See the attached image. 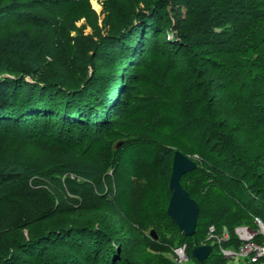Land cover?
Here are the masks:
<instances>
[{
  "label": "trees",
  "instance_id": "16d2710c",
  "mask_svg": "<svg viewBox=\"0 0 264 264\" xmlns=\"http://www.w3.org/2000/svg\"><path fill=\"white\" fill-rule=\"evenodd\" d=\"M62 2L73 9L79 0H40V5L57 13ZM68 13L64 9L61 19L73 20ZM12 14L20 19V12ZM116 17L118 26L96 48H106L100 53L113 49L127 62L126 70L133 69L129 85L134 92L125 109L122 70L107 71L103 84L81 78L70 86L52 70L20 60L12 63L16 77H0V131L25 133L49 158L37 172L23 156L12 160L0 154L1 264H66L73 260L68 250L48 252L39 246L59 237L77 258L84 257L78 264H137L121 254L114 257L118 228L114 215H106L102 207L134 223L151 218L153 192L144 182L143 168L153 173L156 152H161L159 163L176 149L196 162L180 177L199 206L195 231L188 236L180 231L182 238L168 247L184 240L189 259L224 264L219 247L240 245L234 227L257 228L255 216L264 223V0H154ZM179 68L189 73L192 84L173 100L180 89ZM82 91L93 98L89 105L74 98ZM219 91L227 98L218 96ZM140 104L156 110L139 113ZM171 112L185 116L177 118L181 124L176 121V128L170 124ZM239 133L246 136L239 138ZM98 139L104 146L93 149L92 140ZM80 168L93 182L78 180ZM209 225L217 236L226 228L228 238L213 240L210 254L199 262L189 251L200 243L192 241L193 235L203 226L206 236ZM23 229L30 235L25 240ZM11 235L17 242L8 241Z\"/></svg>",
  "mask_w": 264,
  "mask_h": 264
},
{
  "label": "rangeland",
  "instance_id": "374dc122",
  "mask_svg": "<svg viewBox=\"0 0 264 264\" xmlns=\"http://www.w3.org/2000/svg\"><path fill=\"white\" fill-rule=\"evenodd\" d=\"M96 1L99 4L98 8L92 5L91 0H79V3H77L73 9L71 6H66L67 2H62L57 5V9H59L57 10V13H53L51 11L53 13L52 14L50 11L48 12L47 9H44L45 7L42 8L40 5V0H15L14 3H12V0H0V77H16L14 75L15 70L13 69L12 63L14 61L20 60H32L33 62L37 63V66L52 70V72L56 73L58 77H61L63 80H65L63 82L65 85L72 84L70 86H74L73 84L75 83V80H79L81 78V80L89 78H92L91 80H100L101 83L99 84H103L104 79H102V77L107 80L106 76H104L107 71L118 69L117 72H121L122 70L121 81H123L120 82L119 87H121V104L122 107H124L123 109H125L128 101L130 100L129 96L132 95V92H134L131 91V85H129V83L132 84V75L130 73L133 74V69L126 70V68H128L127 62L125 59L117 57V55L114 54L113 49L112 52L110 50L100 53V51H102L101 47L104 46L102 45L99 49L96 47L98 46L101 38L107 34H111L109 29H111L113 26H118L119 21L116 17V14L120 16L124 13H130L134 9L151 4L154 0ZM15 9H18V11ZM64 9L65 12H71L68 13L69 16L66 17H69L73 20H63V17H65V15H62V13H64ZM6 10H8L7 13ZM12 12H20L21 15H19L20 19L18 21L15 20V14H12ZM54 15H56V17ZM69 25L73 26V29L68 31L66 30V27ZM113 31L114 30H112V32ZM167 37L172 38L173 40L175 39L173 33L171 32L167 34ZM115 43H113L114 48H116L115 45H117ZM3 48L6 50H14L16 53L13 52L3 54ZM104 49L106 48L104 47ZM95 52L99 53L96 54ZM101 54L105 55V58L107 59L105 60L104 58H101ZM184 65L185 64H183V66ZM176 71V77L178 74L180 75V89L173 100H177L181 92H184V90L189 88L188 86L192 84V79L190 78L188 72H183L182 68H179ZM207 76L209 77V75ZM23 78L29 81V83L34 82L33 76L24 75ZM83 92L84 91L78 93L74 98H79L78 102L80 104L89 105L91 102H93V98H88L87 93L89 91H86L87 93ZM223 93L224 91H219L217 95L221 96V98L224 100V98H227V96H225ZM132 99L133 97L131 98V101H133ZM139 106L140 107L138 109L137 105V112L142 114H149L156 110V106L154 105L143 107V105L140 104ZM118 116L119 115L114 114L113 117L118 119ZM170 116L174 118V120L171 118L170 124L175 126V128L177 122L178 126L181 124L180 120L178 121V119L185 118L184 115L175 114V112L173 114L171 112ZM156 124L158 127H162V124L157 122ZM0 135H2L0 137L1 155L8 156L12 160L15 156H23L26 158V160H29L35 164L37 172L41 170L39 168H44L48 164L49 158L46 156V154L40 151L36 141L33 140L32 137L25 135V133L17 132L6 134L0 131ZM89 135L87 136L89 137ZM16 136L20 139H16ZM87 136L85 139L88 138ZM244 136L246 135L241 134L239 135V138H243ZM70 145L72 144L70 143ZM100 146H104L102 140H92L93 149L99 148ZM170 156H173V150L172 152L168 153L163 163H159V160L162 157L161 152H156L157 162L154 166V170H152L153 173H151V171L148 169H145V167L143 168L145 170L144 182L152 188L153 192L151 198L152 215L150 219L145 222L134 223L119 215L117 211L102 207L103 213L108 216L114 215L116 227L118 228L115 233H113L114 242L112 243V248L114 251H112V253L114 257H117V255L119 257L123 256L125 260L131 261L132 263L135 262L137 264H154V262H157V264H177L180 259L178 257L183 255L188 256L187 252L189 245H187L186 241H180L171 247L166 245L180 240L179 236L182 238L181 235H179L182 231L173 221H171V218L168 217L166 212L168 199L170 197V192L168 189V180L171 172ZM84 169L85 168H80L81 174L78 175V180L93 182V179L91 180L90 176L86 178L83 177L82 171H84ZM70 176L72 177L74 175L70 174ZM108 187L109 185L107 188ZM105 188L106 186H104V189ZM109 191L110 189L108 188L105 192L108 193ZM76 204H81V202ZM61 223L65 226L67 224V220L63 218ZM39 226L40 224L34 228L36 230H34L35 232H38L37 230ZM240 226L244 225H237L234 227L233 231L235 235L239 233ZM43 227L44 225L40 228ZM210 227L213 228V237L208 235L210 234ZM45 228H47V225H45ZM258 228V225L255 229L250 227V229L253 230H257ZM151 230L154 231L156 237H153L150 234ZM203 231L204 227H199L196 235H193L192 241L197 240L200 242L198 245L210 244L211 249L214 241L219 243L217 238L220 239L223 237L224 233L228 236L226 228L223 229L221 235H215L214 225L208 226V232L206 233V236H204ZM21 233L24 240L30 236L27 229H23ZM84 236L87 238L88 235ZM60 239L61 238L59 237L55 241V239L52 238L51 240L53 241H50L49 243L46 242L47 244H43L41 242V245L39 244V246L40 248H48V252H53L55 250H62V252H64L63 249L68 250V252L72 254L73 260L67 261L66 264H75L84 258H77L74 254V249L69 247L70 245L68 244V246L61 245L58 242ZM17 240L18 238H14V235H11V237L8 238V241L10 242H17ZM63 244H65V242H63ZM154 244L162 245V247H156ZM176 248L180 251V253L178 251L175 252ZM222 248L228 250H237L232 247L221 246L219 247V250ZM18 257L25 259L32 258L31 256H28L24 253H18ZM191 257L193 256L191 255ZM75 260L77 261L74 262ZM159 261L161 263H158ZM224 262V264H249L246 259H243L242 257H226ZM183 264L198 263L190 258Z\"/></svg>",
  "mask_w": 264,
  "mask_h": 264
},
{
  "label": "water",
  "instance_id": "95a60500",
  "mask_svg": "<svg viewBox=\"0 0 264 264\" xmlns=\"http://www.w3.org/2000/svg\"><path fill=\"white\" fill-rule=\"evenodd\" d=\"M196 162L176 149L173 154L171 173L168 180L170 197L166 212L173 222L185 235H192L195 231L199 206L188 191L181 185L180 177L187 171L194 169ZM156 237L154 231H150ZM211 252L210 244L194 246L191 255L199 262L204 261Z\"/></svg>",
  "mask_w": 264,
  "mask_h": 264
},
{
  "label": "built area",
  "instance_id": "2783aa9c",
  "mask_svg": "<svg viewBox=\"0 0 264 264\" xmlns=\"http://www.w3.org/2000/svg\"><path fill=\"white\" fill-rule=\"evenodd\" d=\"M254 220L258 225L257 230L250 229L248 226H240L239 233L236 234L238 240L240 241V247L237 250H228V249H220L223 256L225 257H235V256H243L247 257L250 262L264 264V241H257L256 237L258 235H262L264 238V224L260 221L258 217H255ZM209 236L213 237V228L209 229ZM228 238L227 235H223L218 241L226 240ZM180 251L176 248L175 252ZM177 264H183L187 260V256H181Z\"/></svg>",
  "mask_w": 264,
  "mask_h": 264
},
{
  "label": "bare ground",
  "instance_id": "6f19581e",
  "mask_svg": "<svg viewBox=\"0 0 264 264\" xmlns=\"http://www.w3.org/2000/svg\"><path fill=\"white\" fill-rule=\"evenodd\" d=\"M91 3L94 7L98 8L99 7V4L97 3L96 0H91Z\"/></svg>",
  "mask_w": 264,
  "mask_h": 264
},
{
  "label": "clouds",
  "instance_id": "9594fccd",
  "mask_svg": "<svg viewBox=\"0 0 264 264\" xmlns=\"http://www.w3.org/2000/svg\"><path fill=\"white\" fill-rule=\"evenodd\" d=\"M257 217V216H256ZM223 255V254H222ZM224 258H226L225 256H223ZM231 258V257H230ZM189 259V257L187 256V260Z\"/></svg>",
  "mask_w": 264,
  "mask_h": 264
}]
</instances>
